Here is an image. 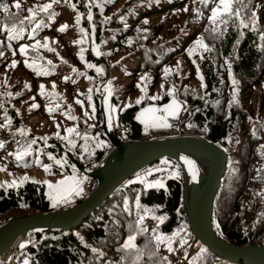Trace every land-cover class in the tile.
<instances>
[{"label":"trees","instance_id":"16d2710c","mask_svg":"<svg viewBox=\"0 0 264 264\" xmlns=\"http://www.w3.org/2000/svg\"><path fill=\"white\" fill-rule=\"evenodd\" d=\"M117 1L58 0L52 3V0H0V66L9 61L14 67V81L11 83L8 78L0 79V92L2 87L5 90L12 89L13 84L23 76L40 82L44 81L40 71H34L30 63L22 62L23 56L28 60L44 61L38 47L31 46L23 39L31 37V44H33L38 37L52 38L67 30L75 34L74 51L65 48L62 52L58 51L56 46L47 47L52 52L48 57L50 59L48 63L54 66L53 70L68 68V74L72 80L75 79L80 83L85 79L86 85L95 84L96 87V91L91 96L90 105L94 114V124L87 125L89 128L85 131L83 115L87 109H79L78 116L73 117L78 128H75L69 137H73L76 131L80 134L85 133L70 140L71 148H66L62 139L59 138L62 127L70 126V123L54 125L46 135L31 131L27 134L14 132L21 134L23 145L22 148L17 145L9 150L10 158L6 161L11 162V157L18 153L27 155V160L19 163L21 167L26 166L27 162V164L30 163L31 169L44 167L46 169V166H43L47 162L46 154L48 156L52 154L60 160V165L47 167V172L57 175L59 178L57 180H60L57 186L51 188L55 191L57 187L67 183L62 180L64 176H69L68 178L77 176L87 165L102 158L106 136L101 133L100 127L103 120L107 121L106 113L104 114L103 111L105 104H109L108 108L115 109L114 115L123 129L122 135H127L133 142L192 135L204 138L222 149L226 153L227 164L213 202L212 230L218 238L230 245L241 247L255 243L258 246H264V169L259 171L262 174L260 180L252 183L254 172L246 169L241 180L231 184L229 169L232 163L235 162L238 169L241 166L238 161H234L233 154L228 151L230 138L241 136H244L249 143L248 152L256 144L264 149V142L261 139L264 132L262 116L264 111V7L259 8L255 0H232V13L220 14L213 22L212 10L217 8L220 0H127L125 6L114 12L113 17L108 20L101 19L115 9L116 5L113 3ZM189 1L191 4L186 13V23L176 24L173 17L181 15L183 7ZM102 2H106L109 6L105 12L100 8ZM17 3L20 5L19 8L15 7ZM48 3H52L48 12H40V7ZM209 4L213 7L206 12L205 9ZM33 9L37 16L34 21L29 22L30 10ZM197 9L202 11V16ZM256 9L259 12L258 15ZM236 11L239 12L238 16ZM208 13L211 15L209 16ZM151 17L157 18L156 22L160 24V29L167 31L166 38L156 36L160 34L159 27L153 29V34L146 32L145 28H148L146 23L151 21ZM171 22L173 25L169 24ZM64 26L67 27L61 31L60 29ZM212 26H214L213 32H210L209 28ZM143 31L147 33V39L130 44L131 48L127 43L118 41V34H121L120 38L125 39L127 36ZM198 35L221 39L220 51L215 61L211 51H204L202 55H197L191 49ZM106 39V47H111L113 53L114 50H126L124 56L119 60L114 59V64L111 66L108 65L110 62L104 51L101 52ZM21 48L25 50L23 53ZM42 48L46 47L43 45ZM60 53L64 55V59L58 66L57 58ZM131 58H134L137 64L135 69L133 66L125 70L126 78L130 76L133 78L135 74L142 75L140 82L144 88H147L146 81L150 82L151 72H156L155 77H158L162 75V70L169 63H172L173 67L178 62L188 63L201 80L207 102L200 99L199 93L189 94L188 88L179 91V85L172 86L173 94L171 95V92L163 87L160 96L155 98L153 93L149 100L127 107L124 106V100L116 96L118 90L111 89L112 95L105 102L104 93L100 96L98 91L108 83V70L110 67L118 66L121 72L126 67L125 61ZM162 65L165 66L162 68ZM53 70L49 74H53ZM9 71L10 69L7 72ZM173 72V81L179 79L182 82H188L190 77L194 80L193 73H190L183 81L181 71L175 68ZM51 78L57 83L62 81L61 84L66 88L70 86V79L64 82V79L58 75H51ZM148 84L154 86L151 83ZM130 86L127 92L129 94L133 93ZM245 89L248 91L246 95H244ZM149 90L153 92V89ZM222 91H226L228 97L236 96L239 101V106L232 107L226 118H222V115L213 108V101L220 98ZM57 92L55 90L49 94L48 91L46 100L35 97L34 101L48 106L50 111H56L61 101H64ZM255 93L258 94L257 114L252 120L251 127L254 130L249 132L241 121H237L233 113L236 110L238 116H243L245 104L247 106L250 96ZM172 99L183 106V111L178 114L176 121L171 119L166 127L146 128L135 118L146 105H164ZM43 111L46 112L44 109ZM3 112L10 117H15L14 110H10L6 105L0 106V117ZM69 117L72 120L70 115ZM239 122L241 126L237 127ZM15 126L18 125L15 124ZM12 131L13 127L9 123L0 126V138L10 137ZM188 157L190 166L192 162H197L198 167L202 164L205 172L207 171L202 160L189 155ZM251 158L253 153L250 151L246 160L250 161ZM36 159L39 165H36ZM255 160L264 166V160ZM13 167H16V164H13ZM190 176L191 172L185 170L181 172L179 179L166 178L164 186L160 188H146L143 184L135 182L126 183L110 194L77 228L69 231L57 228L29 231L27 239L33 244L27 246V264H233L210 252L194 237L190 229L187 210L183 203L184 180L187 184ZM226 184L228 186L231 184L228 187L227 196L232 199L229 202L226 198L225 204L223 203L220 209L221 215L217 201L225 192ZM49 186L45 183L27 182L18 189H0V218L11 211L32 212L38 215L51 212L53 208L50 206L51 201L48 196ZM247 187L254 192L249 199L242 191ZM234 188H237L239 192L234 194ZM10 219L12 218L8 220ZM121 232L125 234L128 242L130 237L134 238L131 240V247H125V238Z\"/></svg>","mask_w":264,"mask_h":264},{"label":"rangeland","instance_id":"374dc122","mask_svg":"<svg viewBox=\"0 0 264 264\" xmlns=\"http://www.w3.org/2000/svg\"><path fill=\"white\" fill-rule=\"evenodd\" d=\"M127 0H118L117 2L113 3L116 5L115 9L111 11L110 13H107L105 16L101 17V19L108 20L109 18L113 17V14L116 10L121 9L123 6H125ZM103 3V2H102ZM256 5L260 7H264V0H255ZM191 1L188 2V4L183 7L182 13L179 16L173 17V20L176 24L184 25L187 21V11L189 10ZM108 5L106 2L102 4L100 7L102 11H106L108 9ZM213 7L212 4L207 5L206 7V12H209L211 8ZM218 7V6H217ZM187 9V10H185ZM197 12L201 14L202 16V11L200 9H197ZM257 15L259 14L258 10L256 9ZM210 16L211 14L208 13ZM204 18V17H203ZM155 17H151V21L149 23H146L145 30L148 33H154L153 29L155 27L158 28V32H160L158 36L159 38H166V30L165 29H160V24L156 22ZM170 25H173L172 22L169 23ZM213 24V23H212ZM213 27L212 26L210 32H213ZM208 28V27H207ZM206 28V29H207ZM145 31L143 32H138L137 34H133L130 36H127L125 39L120 38L121 34H118V41L127 43L129 46L130 44H133L137 42L138 40H145L147 39V33ZM74 32L72 31H66L62 33H58L56 36L52 38H41L38 37L34 40L35 43L31 44V37H28L27 39H23L27 43H29L31 46L38 47L39 51L44 57V61H37V60H28L27 57H22V62L24 64L30 63L31 67L34 69V71H40L39 73L42 74V77L44 79L43 82L37 81L30 79L27 76H23L20 80H17L13 86L12 89L5 90L3 87L1 88L2 91L0 92V106L6 105L10 110H14L15 117H10L8 114H5L4 112L1 113L2 116L0 117V121L2 122L0 126H4L6 124H11L13 127V131L11 132L10 137H2L0 138V142L2 146L0 147V189L7 190V189H18L22 187L25 183L27 182H33V183H45L47 186L50 184L57 183L60 180L58 176H54L49 174L47 171H45L44 168H30V163L27 164L25 163L26 166L21 167L19 163L21 161L27 160V155H24L23 158L20 161L16 160V155L18 153H15L11 157V162L6 161V159L10 158V155L8 154L9 150L14 149L17 145L19 148H22V143H23V138L21 137V134H15L14 132L17 133H25L27 134L28 131H31L35 134H40V135H46L47 132L51 131L54 125H62V124H69L70 126L64 125L61 129L60 136L63 144L65 145L66 148H71V143L70 140L73 137H78L83 135L84 133L80 134L78 131L75 132L73 137H69L70 133L67 132V129H75L77 127V122L73 120V117L76 115L78 116L79 114V109H87L85 114L83 115L84 118V128L85 131L87 128H89L87 125H93L94 124V114L91 109V96H93V93L96 91L95 84L86 85L85 79L83 82L78 83L77 80L71 79V77L68 74V68H60V69H55L53 70L54 66H51L48 61L50 59L48 58L52 52L49 51L48 48L50 47H57L58 51H65V48L73 49L72 52L74 51L76 47L75 43V37H74ZM155 40V39H152ZM221 39L218 38H213V37H207V36H202L198 35L195 42L193 43V47L191 49L194 50V53L197 55H202L204 51L212 53L213 56V61H215L218 58V54L220 51L219 44H220ZM90 44V43H89ZM107 44V39L106 42L103 44L101 52L104 51L106 57L109 59L108 65L111 66L113 65V60L114 59H121L124 56V53L126 50L124 49H119V50H114L111 47H106ZM47 45L46 48H42V46ZM91 45V44H90ZM132 46L130 45L129 48ZM130 52V51H128ZM61 54V55H60ZM58 55V66L61 65V61L64 59V55L60 53ZM126 62V67L119 72V68L114 67L108 70L109 73V80L108 83L105 84L103 87L100 88L98 91L100 96L103 95L104 92V100L105 102L108 101L107 98L111 97L112 95V90L115 89L118 90V93L116 96L120 100H124V106H130L132 104L137 103V101H147L149 98H152L153 93L155 95L153 97H157L161 95V92H163V87L165 88L166 91H169L172 93L173 91V85H179L180 90L188 88V93L195 95V93L201 94L200 99L205 100L207 102V96H205L204 91H203V86L201 83V80L199 77L195 74L194 70L190 68L189 64L185 62L183 64L182 62H178L174 64V67L172 63H169L168 65H162V75L155 77L156 72H151L150 74V82L147 80L146 85L147 88H144V86L141 84L140 79L143 77L142 75L135 74L133 75V78H126L125 70L128 69L129 67H133V69L136 68L137 62H135L134 58H131ZM161 68V69H162ZM177 69L178 71L182 72V79L183 81L186 79V77L190 74L193 73L194 75V80L190 77L188 82H182L181 80L173 81L172 76L174 75L173 70ZM8 69H10L9 72ZM117 69V70H116ZM53 70V74L49 72ZM148 73V72H145ZM143 74V73H141ZM51 75L53 76H61L62 79H64V82L67 81V79H70V86L69 88H66L60 83H57L55 80L51 78ZM14 67L11 65L9 61H6L3 63L2 66H0V79L2 78H8L10 79V82L12 83L14 81ZM155 77V79H154ZM66 79V80H65ZM157 81V83H155ZM111 84L112 88L108 87V84ZM153 84L154 86H151L150 84ZM155 83V84H154ZM131 85V86H130ZM43 86V87H42ZM132 87L133 93L129 94L128 92V87ZM92 87V88H90ZM57 90L58 94L64 98V101H61V105L56 111H50V108L48 106H44V104H39L35 100V97H39L41 100H46V92L49 91V94H51L53 91ZM149 89H153V92L150 91ZM103 90V91H102ZM258 92V91H257ZM248 91L245 89L244 90V95H246ZM169 94V93H168ZM177 94V93H175ZM164 95V93H163ZM242 95V93H241ZM261 95V94H260ZM114 96V95H113ZM124 97V98H123ZM258 94H252L250 96V102L245 104V112L243 116H238V112L235 110L233 113V116L237 117V121H241L242 125H244L247 129V131L251 132L254 129L251 127L252 126V120L254 119V116L257 114V105H258V100H257ZM239 96V100H240ZM243 98V97H242ZM101 100L103 99L102 97L100 98ZM79 101L80 103H77ZM120 102V101H119ZM245 102V101H244ZM239 101L236 99V96L231 95L227 96L226 91L220 93V98H217L213 101V108L216 110L217 113L222 115V118H226L230 114V110L232 107L239 106ZM110 105L105 104V108L103 113H106V118L107 121L103 120L102 125L100 127V130L102 129L101 133L105 134L107 131V134L111 136H117L116 132L123 133V129L121 128L120 124L118 123L114 113L115 109L108 108ZM46 110V112L43 111ZM183 111V106L181 104L172 99L170 102L164 104V105H157V104H148L146 105L142 110H140L136 114V119L144 125L146 128H163L166 127L169 124V121L171 119H174L176 121L178 119V114ZM71 116L72 120L70 119L69 115ZM111 114V115H110ZM262 116L264 117V111L262 113ZM244 119H243V118ZM71 121V122H70ZM241 123L239 122L237 127L241 126ZM17 124L18 126H15ZM104 124L106 131H104ZM259 125V123H258ZM5 130L6 127H5ZM192 136V135H190ZM67 137V139H65ZM95 137V136H93ZM193 137V136H192ZM199 138V136H196ZM261 139L264 142V132H262ZM3 140V141H1ZM229 142V150L233 154L234 161H238L240 163V169L236 168V163L233 162L232 166L229 169V180L231 184L237 183L238 181L241 180V178L244 176V171L250 170L254 172V177L252 179V183L260 180V176L262 175L261 172L264 169V166L260 163H257L255 159H261L264 160V149H262L258 144L254 145L253 148H251V152L253 153V158H251L250 161H247L246 158L248 157V154H250V151L248 152L247 145H249L248 142H246V138L244 136L241 137H234L230 138ZM141 142H146V141H141ZM138 143V142H132L131 144ZM3 147V148H2ZM5 151V152H4ZM107 154L111 155L110 149H106ZM109 155V156H110ZM176 159L181 162V166L183 168V171L189 170L191 172L190 179L187 183L188 185V193L187 197L188 199L190 196L194 195V192H189V189L192 186L194 187V191L199 188L200 182L201 184L202 181H205V177L207 175V171L205 172V168H203V165L201 164V167H198L197 162H192V166H190V158L188 155L185 154H179L177 155ZM46 161L43 166L47 167H53L55 165H60V160H58L56 157L48 156L46 154ZM161 161L165 162L168 164V160L162 159ZM36 165H39L38 159L35 160ZM202 163L205 165L207 169V163L202 160ZM13 164H16V167H13ZM157 163L153 164L156 165ZM106 167V166H105ZM95 172V171H94ZM93 172V173H94ZM96 176L98 175V171L95 174ZM27 179H24V178ZM69 176H64L62 180L67 179ZM80 178L79 175H73L71 176L72 180H67L66 187L71 188V183L76 182ZM134 181L137 183H142L146 188H160L164 186V180L157 179L155 177H151L150 174L145 171V169L141 170L140 173L135 174L133 177ZM202 180V181H201ZM12 181H16L17 185L16 186H6L10 185ZM203 181V182H204ZM230 184V185H231ZM162 185V186H161ZM229 185V186H230ZM227 186V187H226ZM226 190L223 192L218 201L217 204H219L218 210L222 209V205H224L226 202V198L230 202L232 197L227 196L228 195V184H226ZM50 187V186H49ZM48 187V188H49ZM98 187V186H97ZM96 187V188H97ZM249 187L244 188L242 191H244L247 199H249L252 194L254 193L253 190ZM51 190V189H50ZM61 190H64L63 188ZM71 190V189H70ZM234 194L239 192L237 188L233 189ZM65 193H68L67 190H65ZM68 196V195H67ZM67 196L65 198H62L61 201H59L58 208L64 207L65 205H62V202H64L67 199ZM69 200L67 201V203ZM224 203V204H223ZM234 210V209H232ZM24 213V214H21ZM17 212V211H11L9 214H6L0 218V224H5L9 218H15L18 216H29V215H38V214H33L32 212L26 213V212ZM21 214V215H20ZM220 214L222 215V210H220ZM248 220V216L246 221ZM242 222V221H241ZM0 225V226H1ZM41 230V229H37ZM121 235L124 236L125 238V245L128 244V240H126V236L123 232H121ZM252 244V243H250ZM25 245V243H23ZM152 246V245H151ZM7 253V252H6ZM5 253V254H6ZM4 254V255H5ZM3 255V256H4Z\"/></svg>","mask_w":264,"mask_h":264},{"label":"water","instance_id":"95a60500","mask_svg":"<svg viewBox=\"0 0 264 264\" xmlns=\"http://www.w3.org/2000/svg\"><path fill=\"white\" fill-rule=\"evenodd\" d=\"M104 131H106L104 124ZM107 138L119 147L108 158L106 167L98 170V187L83 202L66 210L42 215L18 216L0 226V257L20 238L24 240L34 229L57 228L69 231L79 227L107 197L131 179L137 172L152 166L162 159H176L185 154L207 163L205 181L188 199V186L184 180L183 203L187 219L194 237L217 257L237 264H264V246L255 243L234 246L218 238L211 227L213 202L221 180L226 172V153L212 142L198 137H174L146 142L123 144L117 137L107 134Z\"/></svg>","mask_w":264,"mask_h":264},{"label":"built area","instance_id":"2783aa9c","mask_svg":"<svg viewBox=\"0 0 264 264\" xmlns=\"http://www.w3.org/2000/svg\"><path fill=\"white\" fill-rule=\"evenodd\" d=\"M122 142L124 144L130 143L129 139L127 137H123L122 138ZM110 149V151L113 153L114 151V147L110 144V142H107V149ZM111 153V154H112ZM110 155V154H109ZM109 155L106 152V157L105 159L108 157ZM104 159V160H105ZM104 160L100 162L104 163ZM98 165L96 167H89L88 169L90 171H92V174L89 177H85L83 179L79 180L78 186H77V190L75 191V193L68 199L69 202L66 203V205L64 207H70V206H74L77 205L79 203H81L84 199H86L88 196H90L96 189V187L99 185V181L97 179V176L94 175V171L95 170H100L102 168L101 165ZM105 164V163H104ZM177 164L173 163L172 166L170 167L171 170H177ZM163 174L159 175V178H163ZM63 208V207H62ZM20 242L17 244V246L14 248V251L10 254L6 253L2 258L1 261L4 262V264H25V259L27 256V253L25 252V249H20Z\"/></svg>","mask_w":264,"mask_h":264},{"label":"snow or ice","instance_id":"6c2138e0","mask_svg":"<svg viewBox=\"0 0 264 264\" xmlns=\"http://www.w3.org/2000/svg\"><path fill=\"white\" fill-rule=\"evenodd\" d=\"M56 2H58V0H52V3H56ZM52 3H48V4L42 5L40 7L39 11L40 12H44V13L48 12V10L52 7ZM15 7L19 8L20 7L19 3H17L15 5ZM221 9H222V12H220ZM185 10H187V9H185ZM5 11H6V9H5ZM232 11H233V9H232V0H220V3L218 5V7L212 10L211 19L213 20V22H215V20L218 17V15H220V14L230 15L232 13ZM30 12H31V15L28 17V21L32 22V21H34L36 19L37 13L35 12L34 9L30 10ZM236 15L237 16L239 15L238 11H236ZM66 27L67 26H64L60 30L64 31ZM45 47H47V45H45ZM24 51L25 50L23 48H21V52L23 53ZM89 67H91V65H89ZM77 103H80V102L77 101ZM137 103H139V101H137ZM74 131H75V129H71V128L67 129V132L70 133V134L73 133ZM65 139H67V137ZM15 158H16L17 161H20L23 158V155L22 154H17ZM47 170L48 169L46 168L45 171H47ZM24 179H27V178L25 177ZM16 185H17V182L16 181H12L10 185H6V186H16ZM132 239H134V238H131V237L129 238V242H128V244L125 245V247H131L132 246L131 245V240ZM24 246L25 245H23V244L21 245V247H24Z\"/></svg>","mask_w":264,"mask_h":264},{"label":"crops","instance_id":"0c3cea01","mask_svg":"<svg viewBox=\"0 0 264 264\" xmlns=\"http://www.w3.org/2000/svg\"><path fill=\"white\" fill-rule=\"evenodd\" d=\"M58 184H59V182L50 185L48 190H50L52 187L57 186ZM62 188L64 190H61ZM72 188H73V186L70 189H72ZM65 190H67L68 193H65ZM69 193H70L69 189H68V187H66V185L57 187L55 191L50 190L48 196H49V199L51 201L52 206L53 207L57 206L59 204V201H61L62 198H65L67 195H69Z\"/></svg>","mask_w":264,"mask_h":264},{"label":"bare ground","instance_id":"6f19581e","mask_svg":"<svg viewBox=\"0 0 264 264\" xmlns=\"http://www.w3.org/2000/svg\"><path fill=\"white\" fill-rule=\"evenodd\" d=\"M123 145V144H122ZM117 148H119V147H115L114 146V150L113 151H115ZM109 155V154H108ZM107 161H108V157L104 160V163H105V166H106V164H107ZM104 166V167H105ZM97 173V170H95V172H94V175ZM96 176V175H95ZM23 238H20V239H18L11 247H10V249L7 251V253L8 254H10V253H12L13 251H14V248L16 247V245L22 240Z\"/></svg>","mask_w":264,"mask_h":264}]
</instances>
